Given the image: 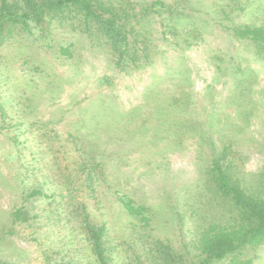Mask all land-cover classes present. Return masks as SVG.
Segmentation results:
<instances>
[{
  "label": "rangeland",
  "instance_id": "obj_1",
  "mask_svg": "<svg viewBox=\"0 0 264 264\" xmlns=\"http://www.w3.org/2000/svg\"><path fill=\"white\" fill-rule=\"evenodd\" d=\"M102 3L141 27L139 66L71 7L0 35V264H102L87 222L104 225L106 264H203L204 231L238 211L213 160L264 193V52L235 33L264 26V0ZM208 264H264V240Z\"/></svg>",
  "mask_w": 264,
  "mask_h": 264
},
{
  "label": "trees",
  "instance_id": "obj_2",
  "mask_svg": "<svg viewBox=\"0 0 264 264\" xmlns=\"http://www.w3.org/2000/svg\"><path fill=\"white\" fill-rule=\"evenodd\" d=\"M25 11H18L17 4L12 5L7 0H2L0 5V35H6L5 23H11L13 26H20L21 30H32L30 21L34 20L39 23L43 17L49 12L57 14L64 12L65 8L71 7L74 9V16H81L82 24L89 31L94 32L95 36H100L110 46L114 56H116L117 64L127 63L128 65L139 66L140 61L147 58L146 49L140 48L137 42L131 40L132 36L140 34L141 27L138 29L128 22L119 23L118 17L114 12H104L109 7H105L103 0H22ZM98 8H106L103 11H98ZM147 15V9L144 10ZM144 17V16H143ZM66 18V17H63ZM127 19V18H125ZM239 36H248L256 41L264 52V26L250 25L240 27L235 31ZM142 42V41H141ZM70 46V45H68ZM60 53L70 55L69 49L60 47ZM72 55V54H71ZM123 67V66H122ZM34 72L40 71L35 65ZM106 116V114H104ZM212 180L216 190L224 197H228L238 210L237 214L233 215L228 225L222 227H210L204 231L201 244L205 254L203 264H208L213 261L224 259L230 254L241 250L248 245H257L264 240V193L259 195H248L244 189L234 183L229 174L224 171L218 159L212 162ZM124 207L130 215L144 217L145 207L136 204L131 198L123 200ZM25 211L17 210L14 214V220H22ZM86 230L92 241L94 251L102 264H106L104 260L105 242H104V225L95 226L89 222L85 223ZM171 254L169 259H172V264H181L175 256ZM8 264V263H5Z\"/></svg>",
  "mask_w": 264,
  "mask_h": 264
}]
</instances>
